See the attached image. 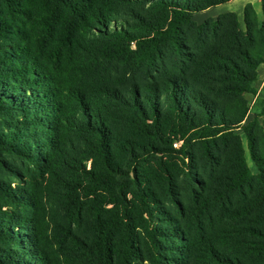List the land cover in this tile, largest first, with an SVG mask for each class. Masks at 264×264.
<instances>
[{
	"label": "trees",
	"instance_id": "obj_1",
	"mask_svg": "<svg viewBox=\"0 0 264 264\" xmlns=\"http://www.w3.org/2000/svg\"><path fill=\"white\" fill-rule=\"evenodd\" d=\"M0 1V115L13 116L7 124L0 123V165L14 178H29L17 173L16 167L11 168L2 157L7 154L41 185L60 190L64 198L61 210L66 217L63 226L52 230L53 238L57 232L61 234L58 243H47L40 221L41 199L24 191L18 194L10 185L0 184V202L6 208H0V264H264V155L259 151L260 137L255 134L258 121L243 126L248 111L244 96L251 93L258 68L264 65V0L262 21L251 6L244 8L246 33L238 29L237 17L229 15L237 38L232 44L235 55L217 48L196 63L203 83L216 75L223 84L221 89L203 86L197 91L184 81L166 79L165 111L157 106L154 92L162 90L158 85L155 89L145 86L143 98L136 85L123 88L124 95L107 84L110 77H106L109 74L106 75L104 65L123 62L132 42L145 60L159 57L164 47L172 53H182L188 47L183 26L191 23L197 7L182 0ZM146 4L169 10V26L151 28L149 36H134L123 30L127 17L142 20L136 8ZM202 90L215 92L228 109L217 107ZM101 98L114 102L143 131L152 128L157 132L160 121L172 122L175 136L185 147L188 134L208 138L203 155L209 164L221 163L211 151L212 138L215 149L217 140L224 149L236 147L235 157L226 160L230 163L229 172L223 175L221 184L228 193H242L252 183L257 186L251 205V212H257V227L249 230L252 240L246 251L239 256L224 252L201 235L197 242L189 240L173 223L171 228L151 229V247L144 257L123 217L100 224L97 235L89 238H94V244L80 236L83 213L79 198L104 192L112 195L111 202H116L125 189L123 183L113 179L123 172L113 164L108 119ZM239 128L248 139L256 175L251 174L240 140L232 133ZM74 140L82 145L75 146ZM75 155L80 156L77 166L69 164ZM87 158L92 162L91 169L84 171ZM81 173L87 175L84 185L73 181ZM189 179L195 180L193 175ZM137 198L151 220L162 223L164 219L158 220L150 208L149 196L139 193ZM174 204L179 207L178 201ZM25 229L31 233L33 248L26 256H20L16 249L29 242L23 234ZM115 233L121 238L116 254L111 246ZM179 242L182 246L177 245ZM97 257L94 262L92 259Z\"/></svg>",
	"mask_w": 264,
	"mask_h": 264
},
{
	"label": "rangeland",
	"instance_id": "obj_2",
	"mask_svg": "<svg viewBox=\"0 0 264 264\" xmlns=\"http://www.w3.org/2000/svg\"><path fill=\"white\" fill-rule=\"evenodd\" d=\"M175 1V0H172ZM181 1V0H179ZM191 7H197L198 12L193 13L191 23L183 26V38L187 40L188 47L182 53H172L168 48H162L159 57L153 60H145L141 52L137 50L135 42L130 45V52L125 60L120 63L105 64L107 83L110 87L117 88L124 94V90L136 85L140 89L139 95L143 98L145 86L159 91L154 92L157 98V106L167 109V100L163 88L166 79L184 81L188 86L200 91L203 86L219 90L222 85L216 75L209 76L203 83L198 77L196 63L210 50L224 48L227 54L235 55L236 49L232 45L236 35L234 24L229 17L234 14L237 17V27L242 33H246L243 24V10L249 5L259 21L263 20L262 2L256 0H182ZM227 4V5H226ZM1 5V1H0ZM136 12L142 20L131 17L126 18L123 30L134 36H149L151 28L166 29L172 19V13L167 9L152 7L148 4ZM237 39V38H235ZM240 42H243L241 39ZM154 86V87H153ZM213 99L217 107L228 109L227 104L211 90H202ZM125 95V94H124ZM247 114L243 123L257 122L255 134L260 137V153L264 155V67L257 71L252 91L246 94ZM104 104L103 112L108 119L109 142L113 164L117 166L122 175L114 176V180L123 183L125 189L117 196L116 202H111V194L102 192L96 197L79 198L82 209V223L79 233L82 238L94 244L98 226L105 222L119 221L121 217L130 224L134 233L136 245L143 256H148V248L151 247L149 232L151 229H165L173 227V223L181 228L184 236L189 240L198 241V237L208 240L219 250L239 256L246 251L248 242L252 240L249 230L256 228V211L251 212V205L257 195V186L252 183L244 188L242 193H228L225 185L221 184L223 175L229 172L230 161L235 157L236 147L223 148L221 141L217 140L216 149L211 140V151L221 160L219 165L209 164L203 155V146L209 141L200 135L188 134L184 143L175 136V128L172 122L162 120L157 132L152 128L143 131L135 127L131 116L124 114L117 108L114 102L101 98ZM146 109L147 107L144 106ZM13 116L0 115V123L7 124ZM240 140L246 164L251 174H257V168L253 162L249 142L242 129H234L232 132ZM75 146H81L74 140ZM79 151V150H78ZM2 157L11 168L16 167L17 173L25 177L14 178L0 165V184L5 187L10 185L12 190L20 194H32L33 198L41 199L40 221L42 230L45 231L47 243H58L61 234L57 232L52 237V230L63 226L66 217L62 212L61 201L64 200L60 190L46 186L33 179L32 173H27L16 159L4 154ZM80 156L75 155L70 165H78ZM216 160H214L215 162ZM229 161V162H230ZM89 158L83 163V170L91 169ZM25 173V174H23ZM193 175L194 181L189 179ZM87 175L81 173L80 178H73L75 183L84 185ZM21 178V179H19ZM116 191L113 192L115 194ZM145 193L152 203L150 208L155 217L162 223H154L150 216L143 210L137 194ZM174 201H178L176 207ZM4 204L0 202V208ZM8 208V207H7ZM9 209V208H8ZM100 213V214H99ZM171 216L172 218H170ZM99 219V220H98ZM173 219L174 222L171 221ZM199 227V229H197ZM198 230V231H197ZM200 231V232H199ZM21 234L22 230H18ZM29 242L19 246L16 251L20 256H26L32 250L31 233L25 229ZM121 238L115 233L111 238L113 253L120 249ZM182 242L177 245L182 246ZM0 245V249H2ZM13 250L15 248L13 247ZM0 254V259H1ZM94 262L98 261L92 259ZM136 264H148L138 261Z\"/></svg>",
	"mask_w": 264,
	"mask_h": 264
},
{
	"label": "crops",
	"instance_id": "obj_3",
	"mask_svg": "<svg viewBox=\"0 0 264 264\" xmlns=\"http://www.w3.org/2000/svg\"><path fill=\"white\" fill-rule=\"evenodd\" d=\"M249 1H252V3L256 2V0H249ZM226 5H227V4H226ZM262 67H264V65L259 66V68H258V71H259V72H260V70L262 69Z\"/></svg>",
	"mask_w": 264,
	"mask_h": 264
}]
</instances>
